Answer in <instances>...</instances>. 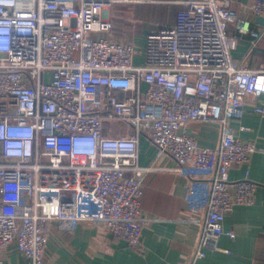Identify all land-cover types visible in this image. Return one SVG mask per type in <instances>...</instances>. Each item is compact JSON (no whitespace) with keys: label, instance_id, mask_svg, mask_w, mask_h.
I'll return each instance as SVG.
<instances>
[{"label":"built area","instance_id":"obj_1","mask_svg":"<svg viewBox=\"0 0 264 264\" xmlns=\"http://www.w3.org/2000/svg\"><path fill=\"white\" fill-rule=\"evenodd\" d=\"M136 1L0 0V248L16 245L31 264H51L54 221L102 226L146 249L154 218L141 198L154 168L140 163L142 137L173 160L167 169L188 180L187 210L202 214L189 264L222 250L226 216L255 202L258 183L229 175L260 148L230 122L249 104L264 117V65L233 50L237 33L255 46L263 26L237 0H186L141 47L133 31L112 34L111 8ZM249 8L264 17V0ZM193 122L217 124L219 142L201 145ZM113 124L130 131L111 135Z\"/></svg>","mask_w":264,"mask_h":264},{"label":"crops","instance_id":"obj_2","mask_svg":"<svg viewBox=\"0 0 264 264\" xmlns=\"http://www.w3.org/2000/svg\"><path fill=\"white\" fill-rule=\"evenodd\" d=\"M186 0H149L154 5L177 3L184 8ZM253 0H237L235 6L242 16L252 21V27L263 26V35L254 46L251 35L236 34L238 43L233 50L236 57L250 55L249 64L264 65V25L250 10ZM111 8V19L116 11ZM176 13L173 17L175 22ZM171 24V23H170ZM115 31V30H114ZM114 35V34H113ZM138 39V35H137ZM108 124V122H106ZM234 134L243 140L254 141L260 148L246 165L233 166L230 179L248 176L258 183L255 202L236 205L226 216L224 233L219 241L222 250H207L200 264H264V117L248 105L240 118L231 120ZM114 125L111 135L127 134L130 129ZM189 130L195 132L203 146H215L220 140L217 124L193 122ZM140 163L152 166L145 178L141 198L142 212L154 218L144 229L145 250L132 248L124 239L111 236L104 227L78 223L74 228H63L57 221L48 229V243L44 257L51 264H189L202 231V214L187 210L185 194L188 180L167 167L174 165L167 155L146 137L139 142ZM233 231L231 237L228 232ZM223 249L229 250V252ZM0 264H31L16 245L0 248Z\"/></svg>","mask_w":264,"mask_h":264},{"label":"rangeland","instance_id":"obj_3","mask_svg":"<svg viewBox=\"0 0 264 264\" xmlns=\"http://www.w3.org/2000/svg\"><path fill=\"white\" fill-rule=\"evenodd\" d=\"M149 0H138L134 3H117L114 5L117 10L116 17L112 20L115 25L112 34L124 35V32H134L138 35V44L142 47L145 33L148 30L173 24V17L180 5L177 3L154 5ZM110 35V33H108Z\"/></svg>","mask_w":264,"mask_h":264},{"label":"water","instance_id":"obj_4","mask_svg":"<svg viewBox=\"0 0 264 264\" xmlns=\"http://www.w3.org/2000/svg\"><path fill=\"white\" fill-rule=\"evenodd\" d=\"M256 20H257V22H259L260 24H263V25H264V17H262V16H257Z\"/></svg>","mask_w":264,"mask_h":264}]
</instances>
